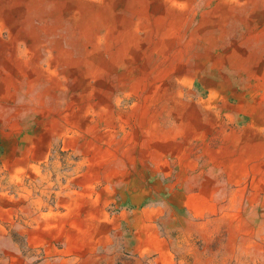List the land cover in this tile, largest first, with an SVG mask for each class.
I'll return each mask as SVG.
<instances>
[{"label": "bare ground", "instance_id": "6f19581e", "mask_svg": "<svg viewBox=\"0 0 264 264\" xmlns=\"http://www.w3.org/2000/svg\"><path fill=\"white\" fill-rule=\"evenodd\" d=\"M119 242L264 264V0H0V248Z\"/></svg>", "mask_w": 264, "mask_h": 264}, {"label": "rangeland", "instance_id": "374dc122", "mask_svg": "<svg viewBox=\"0 0 264 264\" xmlns=\"http://www.w3.org/2000/svg\"><path fill=\"white\" fill-rule=\"evenodd\" d=\"M127 229V225H126ZM198 241V247L200 251L205 250L208 248V244L210 246V249L218 247L217 240L213 241L211 240L210 242L205 241L203 238L197 237L196 238ZM212 246V247H211ZM215 250V249H213ZM203 257H213L212 258V263L211 264H220L221 261L218 259H215L214 255L212 253H207L204 254ZM18 258L22 262V264H44L46 259H49L47 257V253L45 250H40V251H32L25 249L21 254H11L10 252H5L4 249L0 248V264H17L18 263ZM57 258H60L58 255H54L50 257L51 264H59V260ZM216 260V261H215ZM190 263L193 262L192 257H189ZM150 262H147L144 260L140 259V256L132 251L131 249H128L124 244H119L117 247L111 251L107 252L103 251L100 252L99 254L92 253L90 255L82 256L79 259H77L75 264H149ZM235 260L229 262V264H235Z\"/></svg>", "mask_w": 264, "mask_h": 264}]
</instances>
